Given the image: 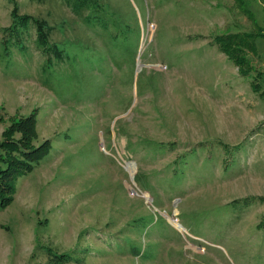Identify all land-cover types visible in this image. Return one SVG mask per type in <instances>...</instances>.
I'll list each match as a JSON object with an SVG mask.
<instances>
[{"label":"rangeland","instance_id":"obj_1","mask_svg":"<svg viewBox=\"0 0 264 264\" xmlns=\"http://www.w3.org/2000/svg\"><path fill=\"white\" fill-rule=\"evenodd\" d=\"M32 116L0 264H264V0H0V140Z\"/></svg>","mask_w":264,"mask_h":264},{"label":"trees","instance_id":"obj_2","mask_svg":"<svg viewBox=\"0 0 264 264\" xmlns=\"http://www.w3.org/2000/svg\"><path fill=\"white\" fill-rule=\"evenodd\" d=\"M82 6H85L84 4ZM15 10V9H14ZM12 17H17V13L13 12ZM30 18L26 17L23 22L28 21ZM36 24L41 29L42 22L36 21ZM216 36L214 38L215 43L220 48L221 52L226 54L230 59L234 61L236 67L241 71V67L244 63L242 52L237 46L244 47L245 43H241V37L238 34L230 36ZM46 34H39V40L44 44L46 41ZM243 44V45H242ZM247 50L253 51V48H249L245 45ZM36 119L32 116V120H26L22 122H15L10 126L3 134L2 140H0V185H4V188H0V207L6 206L8 197L5 195L13 188V181L16 177L29 173L33 169L34 165L39 163L50 150V143L46 140L44 143L38 146H33V141L37 137L36 131ZM21 133L22 141H15L12 139L13 134ZM32 134V135H31ZM31 135L32 141L27 142L26 137ZM29 137V136H28ZM32 142V145H31ZM11 169L14 171L12 180H7L11 175ZM6 180V181H5ZM8 181V182H7ZM13 187V188H12ZM11 189V190H10ZM48 260L46 264H69L73 258L69 254L54 253L50 250L47 252Z\"/></svg>","mask_w":264,"mask_h":264}]
</instances>
